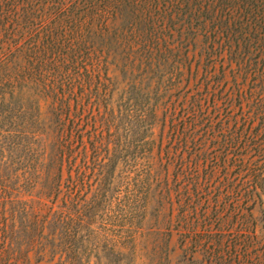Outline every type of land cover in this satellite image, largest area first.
I'll return each mask as SVG.
<instances>
[{"label":"trees","instance_id":"trees-1","mask_svg":"<svg viewBox=\"0 0 264 264\" xmlns=\"http://www.w3.org/2000/svg\"><path fill=\"white\" fill-rule=\"evenodd\" d=\"M4 1L0 264H102L101 244L111 252L105 260L124 256L104 221L115 204L127 208L133 220L142 215L140 191L150 189L147 177L156 161L164 169L172 165L170 159L157 160L154 155L151 134L160 107H147L144 101L141 107L138 102L154 89L150 80L173 66L176 48L170 38L176 25L194 29L192 20L203 18L201 27L212 24L206 35L211 48L219 56L229 55L257 31H249L255 23L264 27V0H39L38 5L34 0ZM122 11L135 17L131 22L123 19ZM185 17L193 19L186 24ZM8 21L16 24L12 31L5 29ZM29 21L33 28L21 27ZM125 23L131 25L130 36L125 35ZM234 60L235 90L225 94L224 110L232 108L236 94L246 106L242 126L252 130L248 135L233 133V118L227 115L221 124L222 140L211 137L214 126L208 111L221 109L215 87L222 79H214L209 71L216 68L214 63L193 96L192 136L183 142L185 147L192 144L199 157L182 160L176 175L196 214L201 193L208 194L207 203L213 202L216 209L224 192L225 206L227 200L238 207L242 200L264 199V166H259L264 164V74L246 90L242 82L255 69L245 70ZM178 70L182 72L180 66ZM121 74L126 81H119ZM221 74L226 78L225 70ZM135 135H140L138 142ZM209 143L215 152L212 159L221 155L226 161L231 156L241 170L222 175L211 170L203 178L199 168L211 156ZM208 207L204 215L211 221ZM218 222L225 227L222 218ZM245 258L253 260L250 255Z\"/></svg>","mask_w":264,"mask_h":264},{"label":"rangeland","instance_id":"rangeland-1","mask_svg":"<svg viewBox=\"0 0 264 264\" xmlns=\"http://www.w3.org/2000/svg\"><path fill=\"white\" fill-rule=\"evenodd\" d=\"M31 2L33 3V0ZM38 2L40 1L34 0L36 5ZM4 6L5 1L0 0V15ZM121 17L131 22V18L135 16L131 17L127 11H122ZM207 18L204 16V21ZM180 19H178V24ZM190 19L193 18L185 17L182 20L188 24ZM202 21L203 18L193 19L194 29L181 28L180 25H176L175 35L170 38V42L176 48L172 54L173 66L150 80L149 83L155 84L149 97L145 100L138 99L142 100L138 102L140 106L144 101L147 107L154 108L157 105L160 107L151 134L152 139L156 141L154 155L157 160L170 159L172 165L164 169L156 161L154 170L147 177L151 185L150 189L143 187L140 191L143 194L142 215L133 220L132 216L128 215L127 208L119 204L113 206L109 217L104 221V226L114 234L117 246L123 248L122 253L125 255L113 256L109 262L105 260V258L109 259L108 255L111 254L109 247L107 244H101L99 249L102 264H264V199L257 203L242 200L238 207L230 205V201L227 200L225 206L222 205L226 200L224 192L220 201L221 205H219L220 209H216L213 202L211 205L207 203V199H210L208 194L201 193L199 197L202 201L196 214L186 193L181 192L182 186L176 179V175L180 173L182 160L187 163L199 157L198 153L193 150L192 144L185 147L183 142L186 138L190 141L192 136L190 113L193 96L204 81L208 68L216 63V68L209 70L210 74L214 79H222V84L215 87V99L221 101L220 113L213 114L210 109L208 111L211 113L212 126H214V131L210 135L211 137L218 136L219 141L223 137L220 131L221 124L227 120V115L233 118L229 129L233 130V133L248 135L252 130L250 128L248 130L247 126H242L246 106L242 107L236 94L232 99V108L229 111L224 110L225 94L230 96L232 90H235L233 77L237 61L234 59L237 58L245 70L253 67L255 69V73L249 74L246 81L242 82L246 90L254 88L259 75L264 74V27L255 23L249 31L253 30V27L257 31L253 34L249 33L245 44L236 47L235 52L229 55L219 56V51L211 48V40L209 36H206L210 33L212 24L208 23L206 27H201ZM32 23L31 21L23 23L21 27L26 28L31 25L33 28ZM15 26L16 24L12 25L8 21L5 29L12 31ZM198 26L201 28L197 30ZM123 29L125 35L130 36L131 25L125 23ZM29 37V35L24 37L22 42L28 44ZM231 62L234 65H230ZM178 66L182 68V72H179ZM223 70L226 72V78L221 77ZM119 81H126L125 74L120 75ZM208 99L209 104H212L213 97L210 95ZM132 123L133 125L138 124L137 122ZM258 123L256 121L254 126ZM139 139L140 135H135L134 141L138 142ZM210 144H208V153L211 156L207 161L203 160L202 163H204L199 168L203 178L211 170H215L218 175L236 174L241 170L238 164L231 160V156L226 161L221 155L218 160L212 159L215 152ZM259 166H264V164L261 163ZM124 191L127 190L123 189ZM192 201L193 204H198L195 195ZM207 207L211 221L204 215ZM123 209L127 212L120 213ZM217 211H219V216L215 214ZM219 217L226 221L225 227L218 222ZM243 241H248V243L244 244ZM247 255L252 256L253 260L247 261L245 258ZM257 258H259V263L256 261Z\"/></svg>","mask_w":264,"mask_h":264}]
</instances>
